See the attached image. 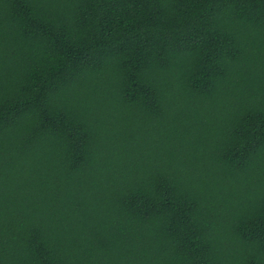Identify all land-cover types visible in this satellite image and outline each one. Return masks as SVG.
Listing matches in <instances>:
<instances>
[{"label":"trees","instance_id":"16d2710c","mask_svg":"<svg viewBox=\"0 0 264 264\" xmlns=\"http://www.w3.org/2000/svg\"><path fill=\"white\" fill-rule=\"evenodd\" d=\"M0 264H264V0H0Z\"/></svg>","mask_w":264,"mask_h":264}]
</instances>
